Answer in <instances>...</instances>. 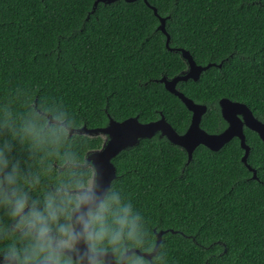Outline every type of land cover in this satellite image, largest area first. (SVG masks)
<instances>
[{
    "label": "trees",
    "instance_id": "obj_1",
    "mask_svg": "<svg viewBox=\"0 0 264 264\" xmlns=\"http://www.w3.org/2000/svg\"><path fill=\"white\" fill-rule=\"evenodd\" d=\"M0 0V116L22 119L31 107L59 109L80 126L104 127L162 114L182 134L190 112L163 84L186 69L165 48L153 11L137 0ZM166 18L170 48L187 50L197 65L220 64L177 89L207 107L200 127L221 132L218 101L245 104L264 118V0H147ZM247 164L237 139L219 151L186 152L157 136L121 152L115 186L145 219L148 240L162 236L156 264H264V142L244 129ZM77 140L87 155L103 137ZM27 160V152L18 147ZM57 166L54 162V167ZM153 257L151 258V260Z\"/></svg>",
    "mask_w": 264,
    "mask_h": 264
},
{
    "label": "clouds",
    "instance_id": "obj_2",
    "mask_svg": "<svg viewBox=\"0 0 264 264\" xmlns=\"http://www.w3.org/2000/svg\"><path fill=\"white\" fill-rule=\"evenodd\" d=\"M87 137L59 109L0 116V264H156L144 216L74 148Z\"/></svg>",
    "mask_w": 264,
    "mask_h": 264
},
{
    "label": "water",
    "instance_id": "obj_3",
    "mask_svg": "<svg viewBox=\"0 0 264 264\" xmlns=\"http://www.w3.org/2000/svg\"><path fill=\"white\" fill-rule=\"evenodd\" d=\"M116 1L118 0H95L92 12L95 11L98 3L110 4ZM124 1L131 3L137 0ZM143 1L153 11V14L159 21L157 30L165 36V48L170 52H178L186 64V69L180 74L170 79L162 77L156 80V82L163 84L167 92L181 101L184 107L191 113L190 122L183 134L177 133L162 114H160L159 119L148 123L140 122L137 116L129 117L123 121H115L108 115V122L104 127L87 128L86 126H82L81 129L88 134V137H103L104 139L101 148L88 152L94 154L93 158L96 161L97 167L101 170L103 183L107 185L110 181L116 179V168L112 162L113 159L121 152L135 148L140 141L149 140L156 136L159 139L166 138L171 144L183 149L187 154L186 164L192 160L193 152L197 147L203 146L209 151L217 152L233 138H237L240 148L244 152L241 162L252 173L251 178L257 180L256 171L247 164L250 147L246 143L244 128L255 132L259 139L264 142V122L256 119L252 111L245 104L222 98L219 100L218 105L227 127L222 132L216 134H209L203 130L200 127V123L203 115L206 113L207 107L203 104H197L186 97L177 89V84L188 80L198 81L202 72L211 67L219 68L221 67V63L218 65L213 63H208L205 66L197 65L187 50L170 48V36L165 30L166 18L160 17L157 14L156 8L150 6L147 0ZM168 231L176 233L173 230L154 231L155 244L153 252L148 254L149 260L157 253L162 236Z\"/></svg>",
    "mask_w": 264,
    "mask_h": 264
},
{
    "label": "flooded vegetation",
    "instance_id": "obj_4",
    "mask_svg": "<svg viewBox=\"0 0 264 264\" xmlns=\"http://www.w3.org/2000/svg\"><path fill=\"white\" fill-rule=\"evenodd\" d=\"M218 103H219V101H218ZM218 108H219V105H218ZM252 114H253V113H252ZM190 115H191V113H190ZM204 115H205V114H204ZM219 115H220L221 119L223 120V118H222V116H221L222 114H221L220 108H219ZM253 116H254V114H253ZM190 117H191V116H190ZM254 117H255V116H254ZM255 118L258 119L257 117H255ZM258 120H260L261 122H264V118H262V119H258ZM223 121H224V120H223ZM224 122H225V121H224ZM225 124H226V122H225ZM226 127H227V125L225 126V128H226ZM225 128H224V129H225ZM224 129H223V130H224ZM244 129H245V128H244ZM223 130H222V131H223ZM185 131H186V130H185ZM222 131H221V132H222ZM219 133H220V132H219ZM254 133H255V132H254ZM182 134H183V133H182ZM209 134H210V133H209ZM244 134H245V133H244ZM257 136H258V135H257ZM233 139H237V138H233ZM233 139H232V140H233ZM237 140H238V139H237ZM238 142H239V140H238ZM242 156H243V155H242ZM241 158H242V157H241ZM245 167H246V166H245ZM250 167H251V166H250ZM251 168H252V167H251ZM252 169H253V168H252ZM254 170H255V169H254ZM248 171H249V170H248ZM255 171H256V170H255ZM249 172H250V171H249ZM250 173H251V172H250ZM251 174H252V173H251Z\"/></svg>",
    "mask_w": 264,
    "mask_h": 264
}]
</instances>
